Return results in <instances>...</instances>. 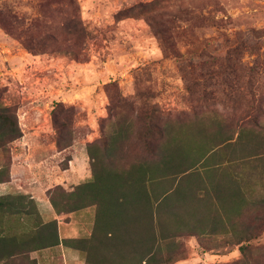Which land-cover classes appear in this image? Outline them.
<instances>
[{"label":"rangeland","instance_id":"1","mask_svg":"<svg viewBox=\"0 0 264 264\" xmlns=\"http://www.w3.org/2000/svg\"><path fill=\"white\" fill-rule=\"evenodd\" d=\"M115 91L126 104L111 114L109 95ZM0 100L16 112L22 130L9 152H0V163H14L26 176L24 186L32 177L45 183L46 172L54 175L70 161L81 175L90 174L88 144H96L91 152L97 148V153L105 137L109 151L96 155L93 172L101 161L117 159L127 167L156 160L163 150L181 170L211 148L210 168L201 169L186 190L205 180L224 196L241 188L248 197L228 198L230 223L216 220L210 209L206 232L195 236L210 256H195L198 247L190 244L188 228L194 216L175 198L171 213L163 211L160 219L175 233L177 257L190 246L183 264H224L242 257L236 244L240 231L252 224L256 201L264 198V0H0ZM141 106L151 119L136 116ZM55 108L74 138L58 154L51 124ZM156 109L162 121L153 120ZM150 120L164 135L145 144L140 137L146 127L139 125ZM168 137L171 146L161 148ZM53 196L66 201L59 189ZM236 209L242 216L233 213ZM88 210L79 215L83 228L73 239L90 236L95 218L86 217ZM179 217L183 225L177 224ZM73 223L61 227L62 237L65 230L72 232ZM16 225L17 232L26 231L24 222ZM86 243L93 247L79 253L59 245L30 256L38 255L41 264L133 262L96 248L95 240ZM247 244L254 257L264 258V229ZM170 251L171 246L163 255Z\"/></svg>","mask_w":264,"mask_h":264},{"label":"trees","instance_id":"2","mask_svg":"<svg viewBox=\"0 0 264 264\" xmlns=\"http://www.w3.org/2000/svg\"><path fill=\"white\" fill-rule=\"evenodd\" d=\"M80 30L81 33L85 32L83 28ZM109 98L113 105L111 114L112 111L121 109L126 104V99L117 91L110 94ZM55 105L60 106V103L57 102ZM147 112L148 109L141 106L136 108L135 114L151 119ZM160 112L159 109L153 111V114H158L154 116V121H162ZM158 122L152 123L150 120L147 126L144 123L139 125L141 128L146 127L140 137L143 143L149 142L150 138L155 139V135L159 137L164 135V129ZM51 124L56 148L64 150L71 146L74 139L72 131L67 129L65 122H60L57 118L56 108L51 113ZM168 132H170L169 128ZM21 136L22 130L16 112L0 100V152H9V145ZM168 138L169 140L165 141L161 148L167 149L171 146V137ZM109 139L105 137L99 153L95 152L97 148L91 152V148L96 144H88L91 177L87 181L74 186L71 190L61 186L48 190L53 208L58 214L93 207L95 222L90 236L60 240L57 220L44 222L31 196L24 193L2 195L0 196V264L16 262L23 264L26 261V264H38L37 259L30 256L31 252L54 247L60 243L79 251H87L93 247V245L85 246L90 240L97 242L95 244L98 249L107 250L126 261L133 260L130 264H172L186 256H176L178 252L172 238L175 233H171L172 228L165 230L160 219L163 211L171 213L172 198H175L179 208L186 209L188 215L194 216L192 225L188 226L187 222L185 225L192 230L189 236L197 237L206 232L205 218L209 215L210 209L215 210L216 220L230 223L231 211L226 208L228 198L243 202L248 197L241 188L234 194L224 196L218 185L205 183V180L198 186L194 183V189L186 190L188 182L200 177L201 169L210 168L209 159L215 154L214 151L211 152V148L200 151L193 163L190 166L186 164L187 166L185 165L186 167L181 170L175 168L177 165L171 166L170 155L163 150L164 152L156 160H136L127 167L118 163L117 159L112 162L110 160L106 165L101 161V167L93 172L92 162L96 161V155L104 156L108 153ZM9 165L10 160L6 164H1L0 182L9 180ZM197 166L198 169L191 170ZM56 189L64 192L66 201H58L53 196ZM255 206L257 210L252 215V224L240 231L236 242L242 257L224 264H264V258L254 257L247 244L250 239L258 238L264 229V198L256 201ZM233 213L242 216L241 209H236ZM27 221L29 223H26ZM21 222H24L27 228L26 231L19 233L16 223ZM182 223L184 218L179 217L177 224L183 225ZM214 225H211L212 230L216 228ZM170 236L171 245L168 243ZM177 236L181 237L183 234ZM73 241L78 242V245L73 246L71 244ZM169 246H171L170 254L163 255ZM131 252L135 256L131 257Z\"/></svg>","mask_w":264,"mask_h":264},{"label":"crops","instance_id":"3","mask_svg":"<svg viewBox=\"0 0 264 264\" xmlns=\"http://www.w3.org/2000/svg\"><path fill=\"white\" fill-rule=\"evenodd\" d=\"M62 152L63 150H59L56 148V154L62 153ZM0 166H1V163H0ZM18 171H19V168H17L16 165H14V163H10L9 165L10 177H9V180L0 182V196L6 195V194H14V193L28 194L29 196H31V198L35 200L38 211L44 222H47L53 219L57 220V227H58V233H59L60 240H63L65 238H76L77 234L79 233V230L83 228V226L81 227L82 224L80 225V223L78 224L77 222L79 220L78 219L79 215L84 209L73 211V212H68V213L58 214L57 212H55L53 208V205L50 200V193L48 192V190L53 189L55 186H61L62 188L66 190H71L74 186L87 181L91 177V171H90V174L85 175L84 173V175H81L79 173V170H77V168L73 166V161L72 162L70 161L69 166L65 168L64 167L61 168L54 175H52L50 172L49 173L46 172L45 175L48 177L46 178L45 183H39V181L36 178L32 177V180L28 182L26 186L21 185L23 180L26 178V176L23 175L22 173H17ZM87 212H88V215H86V217L90 219V217L93 216L94 214L93 209L89 208ZM71 221L74 222L72 225V232H69V230H65L64 237H62L61 227L63 225H68ZM69 234L73 236H69ZM189 241H190V244L193 243L198 247V250L195 251V256L203 257V258H205V256H210L208 254L210 252L207 250H204L200 246V244L198 243V241L196 240L194 236H191V239H189ZM59 245L64 246L62 243L56 246H59ZM54 247L44 248L40 251H34V252L38 254V252H41L43 250H48ZM65 247L70 248L72 250L74 249L75 251H78L79 253V250L76 248L68 247V246H65ZM187 249L188 250H187V254L185 258L175 261L172 264H183L182 262H185L190 256V246ZM37 256L34 255L33 257L37 259L38 264H41Z\"/></svg>","mask_w":264,"mask_h":264}]
</instances>
